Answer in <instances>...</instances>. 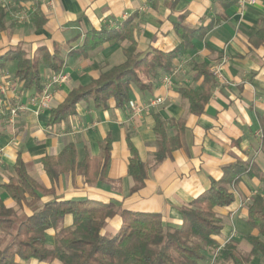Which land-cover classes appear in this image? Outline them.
<instances>
[{"label": "crops", "instance_id": "crops-1", "mask_svg": "<svg viewBox=\"0 0 264 264\" xmlns=\"http://www.w3.org/2000/svg\"><path fill=\"white\" fill-rule=\"evenodd\" d=\"M16 1L18 4L0 1L7 6L0 29V86L6 81L4 74L17 81L16 102L24 109L17 112L13 123L7 113H0V206L14 209L21 218L33 214L25 205L19 209L3 188L14 175L19 158L29 178L44 190L39 206L53 200L111 203L132 213L157 214L164 225L179 228L181 208L209 190L213 182L227 178L224 168L241 164L250 174L242 175L232 186L233 202L229 206L214 208L222 230L213 240L221 249L233 244L238 253L248 255L252 249L248 238L259 236L247 223L248 207L256 195L264 200V0H256L242 11L237 0ZM19 9L31 12L25 22L17 23L11 16ZM129 21L133 27L129 38L103 40L101 33L122 34ZM181 27L196 32L188 34L190 47L173 61L172 73L154 82L139 75L148 91L132 88L129 103L123 107L110 100L100 109L92 100H84L74 115L50 123L51 111L72 90L89 86L108 69L123 64L131 44L140 59L154 50L171 52L183 41L181 35L186 37ZM17 48L25 58L40 61L42 83L54 73L43 61L53 54L63 61L59 72L66 74L67 80L52 88L50 110L37 111L29 99L38 93L23 90L14 77L16 58L8 52ZM193 63L204 64L214 80L209 100L199 114L192 113L189 101L179 94L183 89L199 91L203 80L196 77ZM218 66L220 78L213 73ZM164 78H169L168 85L163 84ZM5 97L14 104L8 88ZM156 98L162 103L133 116V106ZM157 118L167 139L176 135L179 125L184 130L181 147L158 164L154 161ZM106 138L111 147L105 180L86 182L76 166L86 157L98 158ZM68 146L73 147L74 168L51 182L43 159L56 157ZM130 148L147 168L144 186L135 193H130L134 186L128 175ZM70 224L71 218L66 217L64 225ZM120 226L119 217L110 220L107 237ZM53 235V231L45 235L49 246ZM4 238L0 230V242ZM248 264H264V258L253 256Z\"/></svg>", "mask_w": 264, "mask_h": 264}, {"label": "trees", "instance_id": "trees-1", "mask_svg": "<svg viewBox=\"0 0 264 264\" xmlns=\"http://www.w3.org/2000/svg\"><path fill=\"white\" fill-rule=\"evenodd\" d=\"M10 1L18 4L16 0ZM6 15L7 6L0 3V29L4 26ZM132 30L129 21L122 34L103 32L105 34L101 35H105V41H121L129 38ZM179 30L186 37L181 35L183 41L171 52L154 50L140 59L131 44L125 50L126 60L123 64L108 69L91 81L89 86L72 90L64 102L51 111L50 123L74 115L78 103L84 100H92L95 107L100 109L105 108L110 100L116 107H123L129 103L132 88L148 91L149 86L141 82L139 75L154 82L172 73L173 61L190 47L191 36L188 34L196 32L185 27ZM259 40L263 41V37ZM8 53L16 58L13 75L22 83V89L39 93L43 85L39 73L40 61L25 58L19 48ZM43 62L54 73H58L63 66V61L56 54ZM192 69L196 77L203 80L199 91L183 89L179 90V94L189 101L191 112L199 114L209 100V90L214 80L204 64L193 63ZM154 132L157 135L154 161L158 164L181 147L184 130L179 125L176 135L167 139L162 123L157 118ZM110 147V139L106 138L100 144L98 158L86 157L77 164L76 171L86 182L105 180ZM130 153L128 175L134 182L130 193H135L144 186L147 168L133 148H130ZM73 157V147L68 146L56 157L43 159V167L51 182L74 168ZM13 172L14 175L3 188L19 209L25 205L33 214L21 218L17 217L14 209L0 206V230L5 233L0 243V264H17L16 258L23 262L36 260L45 264H200L214 254L217 245L213 237L222 230V222L215 215L214 208L229 206L233 202L232 186L242 175L250 174L247 167L241 164L224 168L227 178L213 182L209 190L182 207V225L171 228L164 225L157 214L132 213L111 203L53 200L39 206L44 190L29 178L19 158ZM262 178L264 180V175ZM66 217L71 218L68 226L64 225ZM115 217L120 218L121 226L112 237H107L104 230ZM247 223L259 232L258 237L248 238L251 252L242 255L233 244H227L219 251L213 264H248L253 256L264 258V200L260 195L251 200ZM48 231L54 232L51 246L46 242Z\"/></svg>", "mask_w": 264, "mask_h": 264}, {"label": "built area", "instance_id": "built-area-1", "mask_svg": "<svg viewBox=\"0 0 264 264\" xmlns=\"http://www.w3.org/2000/svg\"><path fill=\"white\" fill-rule=\"evenodd\" d=\"M49 2V0H46ZM256 2V0H237V6L240 11H242L247 5H253ZM31 15V12L28 10L19 9L15 12L11 13L12 18L15 22L21 23L25 22L29 16ZM213 73L220 78V69L219 66L214 68ZM6 81L3 86H0V113L4 114L7 113L8 121L10 123L14 122V119L17 115V112L19 110H23L24 108L17 104V98H18V83L17 81H12L9 77V75L4 74ZM67 80V75L63 72L53 73L42 85L41 91L31 97L29 99V103L33 106H36V110H50L51 109V102L53 99V94L51 92L52 88L55 86H60L63 83H65ZM163 84L168 85L169 84V78H164L162 80ZM8 88L9 91L14 95L13 103L9 102L7 98L5 97L6 89ZM162 103V100L160 98H156L154 100H149L147 103L143 105H135L131 108V112L133 116H139L152 108L155 105H159ZM36 111V112H37ZM222 247H217L214 254L211 256L208 264H213V262L217 259L218 253L221 250Z\"/></svg>", "mask_w": 264, "mask_h": 264}, {"label": "rangeland", "instance_id": "rangeland-1", "mask_svg": "<svg viewBox=\"0 0 264 264\" xmlns=\"http://www.w3.org/2000/svg\"><path fill=\"white\" fill-rule=\"evenodd\" d=\"M107 228H108V227H107ZM107 228H105V230H104V231H105V234H106V236H108V235H107V233L109 232V231L107 230ZM48 241H50V238H49V237H48ZM2 242H3V240H2ZM2 242H0V243H2ZM20 264H22V263H20Z\"/></svg>", "mask_w": 264, "mask_h": 264}]
</instances>
